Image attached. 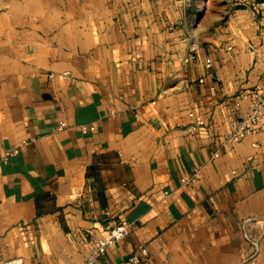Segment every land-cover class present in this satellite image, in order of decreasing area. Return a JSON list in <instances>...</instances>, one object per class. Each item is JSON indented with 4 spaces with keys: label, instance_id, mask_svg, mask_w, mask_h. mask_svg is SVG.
<instances>
[{
    "label": "crops",
    "instance_id": "0c3cea01",
    "mask_svg": "<svg viewBox=\"0 0 264 264\" xmlns=\"http://www.w3.org/2000/svg\"><path fill=\"white\" fill-rule=\"evenodd\" d=\"M204 1L0 0V264H87L120 220L93 264H264V134L224 142L264 0Z\"/></svg>",
    "mask_w": 264,
    "mask_h": 264
},
{
    "label": "built area",
    "instance_id": "2783aa9c",
    "mask_svg": "<svg viewBox=\"0 0 264 264\" xmlns=\"http://www.w3.org/2000/svg\"><path fill=\"white\" fill-rule=\"evenodd\" d=\"M206 64L212 66L213 59L208 57ZM214 74L215 72L211 71V75L214 76ZM203 80L204 78H201V81ZM242 96L248 100V109L243 110L240 108V100L236 102L237 107L232 110L230 128L224 139L225 144L228 146H232L250 133L264 134V82L253 90L244 92ZM64 125H66V122L61 121L59 126L62 127ZM255 145L259 146L260 143L255 142ZM215 154L219 155V152L217 151ZM130 227V221L120 220L114 226L104 230L99 236L95 237L90 243L89 255L86 260L87 264H93L98 256L107 250L110 244L128 235ZM147 253L148 248L143 245L132 252L128 259L139 263L142 261V255ZM4 264H25V262L22 256H15L6 260Z\"/></svg>",
    "mask_w": 264,
    "mask_h": 264
},
{
    "label": "rangeland",
    "instance_id": "374dc122",
    "mask_svg": "<svg viewBox=\"0 0 264 264\" xmlns=\"http://www.w3.org/2000/svg\"><path fill=\"white\" fill-rule=\"evenodd\" d=\"M204 4L205 7H203V10H207V11L211 10L216 13H220L222 10H225V7L222 6L221 0H205Z\"/></svg>",
    "mask_w": 264,
    "mask_h": 264
}]
</instances>
